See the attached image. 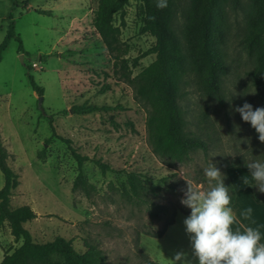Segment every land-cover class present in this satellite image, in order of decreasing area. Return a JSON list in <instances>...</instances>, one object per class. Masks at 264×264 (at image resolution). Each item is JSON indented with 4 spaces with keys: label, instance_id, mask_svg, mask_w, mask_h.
Instances as JSON below:
<instances>
[{
    "label": "rangeland",
    "instance_id": "obj_1",
    "mask_svg": "<svg viewBox=\"0 0 264 264\" xmlns=\"http://www.w3.org/2000/svg\"><path fill=\"white\" fill-rule=\"evenodd\" d=\"M240 2L235 7L232 0H222L214 19L215 52L226 62L221 77L224 103L203 94L201 77H185L187 94L180 103L188 134L206 140L210 150L207 157L198 151L180 162L153 151L150 105L132 82L156 58L147 54L155 38L143 30L141 0H129L114 15L120 30L117 53L125 60L117 67L94 25L99 0H29L27 6L23 0H0V44L14 28L24 48L20 51L19 41L11 38L0 62V134L8 162L20 176L11 203L15 208L29 205L37 213L25 224L35 241L62 236L73 240L80 252L87 244L96 246L107 264H149L146 256L159 258L165 242L150 239V233L160 231L174 211L179 224L191 211L180 203L187 187L183 176L206 188L203 169L210 164L224 175L230 165L264 161V143L235 110L245 102L253 110L264 107L254 84L260 46L247 40L249 21L259 18L264 0ZM186 23L180 12L176 28L184 44ZM29 74L44 88L43 110ZM82 104L101 109L71 111ZM72 149L90 158L83 164L88 191L75 187L78 162ZM95 158L112 169L103 173ZM128 171L145 183L141 194L147 202L122 194L124 187L129 189ZM4 183L0 170V189ZM160 205L169 209L163 211ZM0 230L4 238L9 236V223ZM6 244L9 251L20 242L10 238Z\"/></svg>",
    "mask_w": 264,
    "mask_h": 264
},
{
    "label": "trees",
    "instance_id": "obj_2",
    "mask_svg": "<svg viewBox=\"0 0 264 264\" xmlns=\"http://www.w3.org/2000/svg\"><path fill=\"white\" fill-rule=\"evenodd\" d=\"M17 1V0H14ZM191 1V2H190ZM222 0H189L184 4L182 0H167V7L157 8V0H141V11L144 32L155 38V44L147 54H155V60L144 68L132 82L138 95L150 105L148 118L149 141L153 151L170 159L183 161L190 153L202 151L207 157L210 146L206 140L188 134V121L181 106V99L187 94L183 89L185 77L196 74L201 77L203 94L210 100L224 103L221 91V77L226 72V62L215 52L213 30L217 29L214 19L219 15ZM235 7H240V0H232ZM259 0H253L257 2ZM27 6L29 0H23ZM129 0H99L95 11L94 25L104 40L108 50L115 60L117 67L124 59L117 53L120 30L114 25V15L122 11ZM182 12L187 20L184 44L177 33L176 22ZM46 13V12H45ZM10 17H13L11 14ZM19 41V50L23 51V42L12 28L0 44V62L11 38ZM247 40L250 46H260V68L255 72L254 84L256 95L264 101V4L258 19H250ZM31 86L39 95L44 94L34 77L29 74ZM101 109L95 105H75L71 111L77 114L91 113ZM68 113L70 110H64ZM55 130L53 136L56 137ZM64 139V138H62ZM68 141V140H67ZM70 144L71 142L68 141ZM72 153L78 162V176L75 182L88 191V181L83 164L90 158L82 155L75 149ZM8 150L4 146L0 134V170L4 175L5 183L0 189V227L8 222L11 233L20 244L12 250L6 251L0 264H107L103 254L96 246L87 244L85 252L78 251L73 246V240L57 236L53 240L37 242L25 224L37 217V213L29 205L13 207L11 203L15 189L20 184L19 174L8 162ZM43 158V152L39 153ZM103 173L112 169L101 159H93ZM231 166H246L239 162ZM224 173V183L229 187L232 197L231 207L236 199V192L228 174ZM116 171V170H113ZM129 189L124 187L122 194L128 198L136 197L146 201L141 194L145 183L135 172H127ZM256 199L264 203V197L254 186ZM147 202V201H146ZM149 205H153L149 203ZM163 211L167 206L160 205ZM189 213V212H187ZM177 212L174 211L163 228L150 235L161 237L168 227L175 223ZM149 234V233H148ZM149 264H158L146 256Z\"/></svg>",
    "mask_w": 264,
    "mask_h": 264
},
{
    "label": "clouds",
    "instance_id": "obj_3",
    "mask_svg": "<svg viewBox=\"0 0 264 264\" xmlns=\"http://www.w3.org/2000/svg\"><path fill=\"white\" fill-rule=\"evenodd\" d=\"M156 7H167V0H157ZM235 110L240 113L243 121L250 123L258 133L259 141L264 143V107L253 110V106L245 102ZM245 164L253 182L245 179L244 183L264 193V161L247 160ZM203 172L207 181L206 188L194 185L192 180L182 175L187 187L180 201L191 209L183 223L198 264H264V243L260 242V230L251 226L244 227L243 231L233 228L240 221L231 207L232 197L220 169L210 164ZM252 211L248 207L240 216L248 220ZM177 261L191 264L183 252L176 253L172 264Z\"/></svg>",
    "mask_w": 264,
    "mask_h": 264
},
{
    "label": "crops",
    "instance_id": "obj_4",
    "mask_svg": "<svg viewBox=\"0 0 264 264\" xmlns=\"http://www.w3.org/2000/svg\"><path fill=\"white\" fill-rule=\"evenodd\" d=\"M227 174L233 183L235 192H236V199L234 202V205L232 208L234 209L238 220L240 223L234 224L233 228L240 229L243 231L244 227L251 226L253 228H258L261 233V243H264V203L258 201L256 199V196L254 194V186H249L244 183L245 179H248L250 182H253L251 180V173L247 166H231L227 169ZM252 208V215L251 218L248 220L243 219V217L240 216V213L248 208ZM188 215L190 213H187ZM184 217L186 218V216ZM1 228V227H0ZM165 234L161 237L162 241H165L162 248L160 249V257H153L150 252V257L156 261L158 264H172V259H174L176 253L183 252L185 254V257L188 261L191 262V264H194L195 257L192 254V248L190 244L189 236L185 232V225L184 223L179 224V221H176L174 224L170 225L168 227ZM172 230V231H171ZM171 231V232H170ZM5 232L4 230H0V263L5 255V249L6 248V241L8 239H14V236L11 233V230H9V236H6L4 238ZM150 237V236H149ZM156 238V237H152ZM10 241V240H9ZM189 256V257H188ZM165 258V261L163 260ZM176 264H181L180 261H177Z\"/></svg>",
    "mask_w": 264,
    "mask_h": 264
},
{
    "label": "water",
    "instance_id": "obj_5",
    "mask_svg": "<svg viewBox=\"0 0 264 264\" xmlns=\"http://www.w3.org/2000/svg\"><path fill=\"white\" fill-rule=\"evenodd\" d=\"M43 100H44V97H43V96H40V97H39V100H38V104H39V107H40L42 110H43V105H42Z\"/></svg>",
    "mask_w": 264,
    "mask_h": 264
}]
</instances>
